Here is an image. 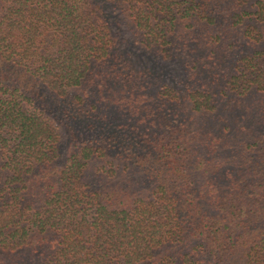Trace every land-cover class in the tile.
<instances>
[{
    "label": "trees",
    "instance_id": "16d2710c",
    "mask_svg": "<svg viewBox=\"0 0 264 264\" xmlns=\"http://www.w3.org/2000/svg\"><path fill=\"white\" fill-rule=\"evenodd\" d=\"M111 2L0 0V62L63 107L0 78V264H264V0ZM101 102L106 137L68 123Z\"/></svg>",
    "mask_w": 264,
    "mask_h": 264
},
{
    "label": "rangeland",
    "instance_id": "374dc122",
    "mask_svg": "<svg viewBox=\"0 0 264 264\" xmlns=\"http://www.w3.org/2000/svg\"><path fill=\"white\" fill-rule=\"evenodd\" d=\"M100 1V0H99ZM103 2V5L110 9L112 8V2L111 0H101ZM119 17V14H118ZM120 22L115 23L118 30V35L116 37V46L121 47V51L123 54H125L131 64H136L139 68H143L146 70H150V74L156 76L159 78L160 82L169 83L174 86H178V79L175 77L177 76L180 78L183 76L185 78L187 69L185 65H180L176 62H172L169 58H166L163 53L160 51L157 52V50H150L148 48H143L139 45H137L134 40L131 37L130 27L128 26V23L125 20L120 19ZM135 49L138 50V55L135 54ZM0 78H10L9 82H13L16 86L20 87V90L29 94L31 98V103L37 106V108H42L46 111L52 110V108L55 109L56 113L60 116L62 115L63 107L59 106L57 107L55 104L49 105L52 103L50 97L46 92H44L42 89L35 87V85L32 84V81L30 79H26L24 76H21L18 74V72H15V70L5 63L0 62ZM55 106V107H54ZM103 103L101 102V107H97L93 110L92 118L90 119L89 123L92 124V126L87 125V121L84 120L82 126L85 128L84 131H81V123L77 122L76 120H67L68 123L71 125H76V129L78 128L79 132H82V134L86 133H102L104 137L108 135V130L106 129V125L109 128H112L113 126L119 127L117 123H119L120 116L119 111L117 109H109L106 108V111L108 112L107 116H101L100 114L103 111L102 107ZM62 111V112H61ZM111 111V112H110ZM110 112V113H109ZM105 113V111H104ZM54 120L57 121L56 118ZM56 121H54L56 123ZM103 126L105 130L103 129ZM73 128V127H72ZM74 129V131L76 130ZM61 130V138L62 143L65 144L67 137H65V133L62 129ZM101 163L98 162L97 165ZM108 163H105V166H108ZM114 166V165H113ZM119 168V166L117 167ZM141 168H130L127 171V175H130L134 171H141ZM143 171V170H142ZM144 172V171H143ZM132 174L131 176H133ZM142 175V172H141ZM144 179V178H143ZM148 181V179H147ZM143 187H148V182L143 181L142 182Z\"/></svg>",
    "mask_w": 264,
    "mask_h": 264
}]
</instances>
